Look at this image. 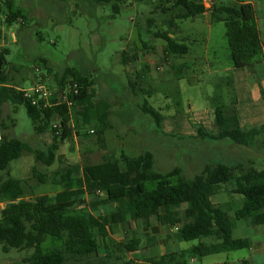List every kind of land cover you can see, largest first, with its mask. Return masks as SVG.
I'll return each mask as SVG.
<instances>
[{"label": "trees", "instance_id": "obj_1", "mask_svg": "<svg viewBox=\"0 0 264 264\" xmlns=\"http://www.w3.org/2000/svg\"><path fill=\"white\" fill-rule=\"evenodd\" d=\"M1 2V1H0ZM100 5L114 3V14H118L122 0H90ZM116 3V4H115ZM155 14L165 26V32L146 34L164 42V61L170 58L184 59L189 48L170 36L177 32L178 21L193 19L206 10L202 0H157L153 5ZM0 8H5V24L16 20L25 21L22 8L15 7L12 0H4ZM154 13V12H153ZM210 23H222L232 68H247L261 59V46L255 24L254 12L249 4L215 3L209 9ZM152 19L149 20V24ZM148 42H141L145 49ZM0 53V116L4 104L22 106L36 135L49 132L52 142L44 149H31L15 138H8L4 125H0V172L8 171L10 164L23 153L31 154L36 163L49 168L56 161L58 169L51 173L50 183L58 192L49 197H25V181L0 176V246L4 253L32 250L25 259L26 264H95L91 257L97 256L99 239L108 236V229L124 225L128 221L154 218L160 225L169 228L179 227L175 232L178 242L198 241V245L183 252L169 254L150 260L151 264H188L190 258L203 259L210 255L227 254L249 248L247 239H234V222L247 221L252 226H264V167L257 169L255 164H242L234 161L210 160V156L200 158L202 169L191 178L184 174L183 166L160 173L154 170V156L143 151L131 158L123 153L118 159L112 154L103 155L97 165H67L57 155L60 146L67 141L73 128L91 129L100 149H104V133L112 128L110 107L105 101L95 100V83L90 76L77 68H65L54 77L56 89L60 90L66 80L79 87V95L71 113L64 106L41 109L31 106L23 99L22 93L6 84L2 67L6 64L5 55ZM127 55L122 54L123 65ZM134 61L136 57L133 58ZM186 64L175 69L177 80L183 78ZM145 73V68L142 70ZM226 76L216 78L214 94L211 98L212 130L206 131L196 126V135L190 140L198 141L204 151L209 146L220 143L243 149L261 147L264 149V124L251 129L241 128L235 112L236 98L232 79ZM146 79L136 73L128 79V88L134 95L138 92L151 97L153 90H142ZM180 103L176 104L179 107ZM154 124V134L160 133L164 119L160 110L149 106L146 100L138 108ZM178 114V111L176 112ZM59 118L61 134L52 129ZM76 132V131H75ZM77 134V132L75 133ZM32 177L43 185L46 175L38 174L32 168ZM151 187H147V185ZM231 185V194L240 198L239 206L231 219L225 206H215L211 198L221 186ZM89 197L88 206L83 207ZM87 203V202H86ZM108 208L104 215L95 216L89 209ZM60 243L45 251L47 240ZM140 245L137 238L120 244L124 252H135ZM96 264H105L96 263ZM264 264V263H263Z\"/></svg>", "mask_w": 264, "mask_h": 264}, {"label": "rangeland", "instance_id": "obj_2", "mask_svg": "<svg viewBox=\"0 0 264 264\" xmlns=\"http://www.w3.org/2000/svg\"><path fill=\"white\" fill-rule=\"evenodd\" d=\"M0 1L3 4L4 0ZM12 1L15 7L24 10L26 19H18L10 26L6 25V10L0 8V53L7 52L6 64L1 73L6 84L22 90L41 81L55 88L54 77L65 68L74 67L94 81L95 100L105 101L110 107L112 128L103 136L106 140L105 151L100 150L94 134H87L83 128H73L71 137L60 146L57 153L62 163L82 167L98 163L103 155L110 152L112 158L118 159L121 153L134 158L147 150L154 156L155 171L165 173L181 165L187 178L193 177L202 169L200 158L205 156H210L212 161L222 159L242 164L253 163L257 169L264 167V149L260 146L253 149L225 146L222 143L209 146V151L219 153L215 156L204 151L207 146L190 140L182 133L184 123H188L193 130L196 126L204 128L206 121H203V115L206 112L210 113L212 121L210 101L214 94V84L218 81L216 78L221 77L215 72L217 68L214 63L222 66L230 63L222 23L216 25L219 30L215 26L212 28L210 39L204 46L200 41H192L193 29L200 36L206 34L201 21L192 27L189 21L178 22L182 36L187 38L184 44L190 48V52L182 60L170 58L164 61V42L146 34L149 29L152 33L166 31L154 11L153 5L157 0H122L118 14H114V3L96 5L90 0ZM178 27L175 35L180 33ZM141 42H148L145 49ZM122 54L127 55L124 65ZM146 59L156 67L160 77L150 87L154 88L151 97L138 95L139 92L134 95L127 85V80H133L136 73L142 74L141 69ZM184 63L188 70L183 72L182 79L177 80L174 71ZM211 63L214 67L209 66ZM225 76L227 77L226 74ZM142 88L148 90L145 84ZM144 100L149 106L160 110L164 117L157 135L153 132L154 124L138 109ZM178 103L180 106L176 107ZM1 124L4 125V133L8 138H16L33 150L44 149L52 142V134L49 132L35 134L22 106L4 104ZM168 127L172 131H167ZM33 167L38 174L46 175L45 184H39L32 177ZM58 167L55 163L46 168L36 163L33 155L24 153L10 164L8 171L0 172V176L3 179L11 177L25 181L27 198L43 195L53 197L58 188L50 183L51 173ZM147 187L151 186L148 184ZM231 189V185L221 186L211 201L215 206H225L232 219L240 198L231 194ZM88 198H85L86 202ZM86 202L83 207H89ZM3 207L0 204V209ZM88 210L97 216L106 213L108 208ZM244 223L245 221L234 222V238H249L248 231L239 230ZM160 227L155 219L150 220L148 227L144 223L132 221H128L124 227H113L109 231L111 239L99 240L98 255L90 259L95 264H134L128 260L132 256L124 252L120 244L130 240L136 233L145 246L141 248L144 251L137 255V259L140 261L143 257H149L140 262L151 264L150 260L157 259L153 257L156 250H165V246L179 243L170 232H167L168 237L161 239L164 232ZM197 245L198 241L180 242L179 247L183 250ZM43 247L45 251H49L54 247L61 248V244L48 239ZM32 252L11 249L4 253L0 246V264H26L25 259ZM250 256L249 250L245 249L196 259L193 264H213L226 259L247 260ZM188 264H191L189 260Z\"/></svg>", "mask_w": 264, "mask_h": 264}, {"label": "crops", "instance_id": "obj_3", "mask_svg": "<svg viewBox=\"0 0 264 264\" xmlns=\"http://www.w3.org/2000/svg\"><path fill=\"white\" fill-rule=\"evenodd\" d=\"M212 1L215 3H224V4H227V3L249 4L253 9L255 24H256L257 31H258L259 42L261 46L260 61L257 64H254L250 67L240 68V69L232 68L231 63H228L224 66L220 65L217 62L214 64H215V68H217L215 72L219 76H225L226 74V75H229V77L232 79L234 95L236 98V105L234 109H235L236 116L238 118L240 127L244 129H251V128L259 127L264 124V0H212ZM209 15H210L209 10H207L202 15L197 16L193 19H187V20L181 21V22H188V21L191 22L190 23L191 27L195 26L198 21H201L203 25L205 26L206 34L203 36L198 35L196 30L193 29L192 41L194 43H197L200 41L205 46L208 40L210 39V32L212 28L215 26L214 28L218 29L216 25L221 24V23H217V24L210 23ZM178 22L181 23L180 21ZM178 22L176 23L177 27L179 24ZM179 32L180 33L178 35H173L170 37L174 40L177 39L176 41L180 43L182 42L184 43L187 40V38L182 36V30H180V28H179ZM224 36H225V32H224ZM189 52H190V48H189ZM209 66L214 67L212 63L209 64ZM144 68H145V73L144 74L142 73V76H144L146 79L145 85L148 88L153 87L152 85L156 84L158 80L160 79L159 74L156 72L157 69H155L156 67L150 61H148V59H146V63H144L143 68L141 70H143ZM254 75H255V79H253ZM141 89L143 91L145 90L142 87ZM152 89L154 88H151V90ZM138 95L144 96V94L141 92ZM209 116H210L209 112H206L203 115V118H204L203 121L204 120L206 121V122L204 121L206 124H203L204 129L206 131L212 130V121L210 120ZM86 128H89V130L91 129L89 126H87ZM89 130L86 129L85 130L86 133ZM167 131L169 132L172 131V128L168 127ZM182 133L189 138H192L196 135L195 130H193L188 123H184L182 125ZM90 135H92V132L90 133ZM262 138L264 139V133L262 134ZM105 142L106 140L104 139V145H105ZM104 149H106L105 146H104ZM104 149L102 150L105 151ZM101 160L98 163L91 164V165H97L101 162ZM55 163L58 164L57 161ZM31 172H32V169H31ZM53 187H56V186H53ZM58 191L59 190H57V192ZM104 214L105 212L102 215ZM152 219L154 218H150L148 220L132 221V222L134 223L141 222V223H144L145 226L148 227L149 222ZM113 227H117V226H113ZM113 227H110L108 229V236L104 239H107V238L111 239V236L109 235V231L112 230ZM160 229L164 232V234L160 236L161 239L168 237L167 232H170L172 235H175V232H176L174 228H169L163 225H161ZM234 229H235V226H234ZM239 230L248 231L249 238L247 240L249 241V248L247 250H249L251 254L250 258H248L247 260H235V261H229L226 259L224 261L214 262L213 264H263L264 263V226H252L249 224V222L245 221L244 225L240 227ZM132 238H137L140 241L141 245L135 252L127 253L129 254V256L130 255L132 256L128 258V260H130V262H134V264H148V263H142L140 261L145 260L149 257H143L140 261H138L137 259V255L140 254V252L144 251V250H141V248L142 249L145 248L141 237L137 236V234L134 233ZM234 239H239V238H234ZM179 244L180 242L177 244L176 243L170 244L168 246H165V250L164 249L163 250L160 249V251L156 250L155 256L153 257H156L157 259H159L169 254L179 253V252H183V251H187L191 249V248H186V249L181 250L179 247ZM216 255H220V254H215V255H210V256H216ZM189 262L191 264L195 263L196 258H191Z\"/></svg>", "mask_w": 264, "mask_h": 264}, {"label": "built area", "instance_id": "obj_4", "mask_svg": "<svg viewBox=\"0 0 264 264\" xmlns=\"http://www.w3.org/2000/svg\"><path fill=\"white\" fill-rule=\"evenodd\" d=\"M211 3L212 0H202L203 7L206 11L210 9ZM20 92L22 93L23 99L28 101L31 106L41 109L64 106L70 114L75 104L74 100L79 95V87L71 80H66L62 89L57 90L40 81L29 88L20 90ZM52 129L56 131V135L61 134L59 118L53 124ZM177 229L178 227L174 228L175 231Z\"/></svg>", "mask_w": 264, "mask_h": 264}, {"label": "water", "instance_id": "obj_5", "mask_svg": "<svg viewBox=\"0 0 264 264\" xmlns=\"http://www.w3.org/2000/svg\"><path fill=\"white\" fill-rule=\"evenodd\" d=\"M0 71H1V63H0Z\"/></svg>", "mask_w": 264, "mask_h": 264}]
</instances>
